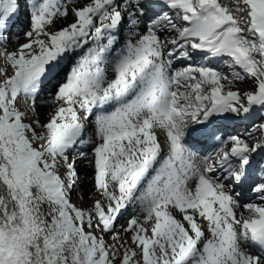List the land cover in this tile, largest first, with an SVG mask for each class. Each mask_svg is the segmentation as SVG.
I'll use <instances>...</instances> for the list:
<instances>
[{"label":"snow or ice","instance_id":"obj_1","mask_svg":"<svg viewBox=\"0 0 264 264\" xmlns=\"http://www.w3.org/2000/svg\"><path fill=\"white\" fill-rule=\"evenodd\" d=\"M0 264H264V0H0Z\"/></svg>","mask_w":264,"mask_h":264},{"label":"bare ground","instance_id":"obj_2","mask_svg":"<svg viewBox=\"0 0 264 264\" xmlns=\"http://www.w3.org/2000/svg\"><path fill=\"white\" fill-rule=\"evenodd\" d=\"M27 23L26 17L23 13V9L21 10V13L16 21L15 24L12 25L11 32L8 34L10 36L11 42L5 46L11 48L15 43V35L20 34L21 30L23 29L24 25ZM198 59V57H197ZM183 66L182 63H175V67L179 68ZM227 70V69H225ZM43 95V94H42ZM39 103V102H38ZM38 111L43 114L48 111L47 108L44 107H38ZM43 118V115L42 117ZM92 128L89 127L88 130L85 132V138H89L92 136ZM161 139H163V136H161ZM83 150V149H82ZM70 155H75V152L70 153ZM77 169H78V182L77 186L72 192V201L73 203L84 204L90 203V198L93 194L94 188L93 184L91 183V175H92V169L87 165L84 161H78L77 162ZM83 197V199H81ZM252 199H256V197H251ZM138 209L134 207H129L128 212H126L121 218L116 222V230H120L122 225H125L127 222V218L129 214H135V212ZM123 235V233H121ZM107 240L111 242V236H107Z\"/></svg>","mask_w":264,"mask_h":264},{"label":"rangeland","instance_id":"obj_3","mask_svg":"<svg viewBox=\"0 0 264 264\" xmlns=\"http://www.w3.org/2000/svg\"><path fill=\"white\" fill-rule=\"evenodd\" d=\"M107 236H109V234L105 236V239H106V240H107Z\"/></svg>","mask_w":264,"mask_h":264}]
</instances>
